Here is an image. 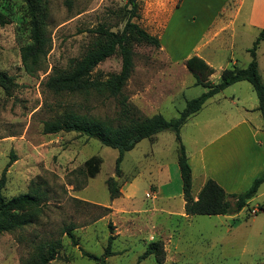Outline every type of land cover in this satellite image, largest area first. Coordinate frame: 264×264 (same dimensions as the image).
I'll list each match as a JSON object with an SVG mask.
<instances>
[{"label":"rangeland","instance_id":"rangeland-1","mask_svg":"<svg viewBox=\"0 0 264 264\" xmlns=\"http://www.w3.org/2000/svg\"><path fill=\"white\" fill-rule=\"evenodd\" d=\"M234 1L139 0L140 18L132 22L157 36L161 46L132 44L134 70L124 94L138 115L176 118L189 100L207 91L195 85L182 58L191 53L209 25L219 21V11L231 13L228 9ZM252 1L246 0L238 23L249 14ZM34 3L51 45L43 69L31 77L24 71L20 52L29 42V4L27 0L0 2V73L16 83L9 93L0 86V179L13 157L1 194L10 199L39 188L43 197L38 207L27 210L30 224L0 234V264H27L42 245L55 240L62 247L49 264H100L83 252L105 258L111 235L115 254L105 258L107 264H264V183L236 215L186 216L173 132L144 139L125 153L119 175L117 150L75 132L44 133V123L65 110L117 122L120 109L115 99L95 92L55 94L45 88V82L55 70L68 69L71 60L82 59L98 43V34L93 32L97 27L104 25L120 34L132 6L129 0ZM181 5L169 23L171 13ZM221 18L225 28L215 43L225 41L227 46L233 33L229 19ZM238 23L235 45L232 51L226 47L217 55L216 68H244L251 60L248 50L260 30ZM257 60L264 83V40L258 45ZM121 67L117 52L90 77L106 80ZM220 74L208 80L218 83ZM208 101L180 132L194 169L193 191L199 188L205 166L211 174H218L229 194H241L264 171V122L257 110V95L249 82L242 81ZM227 129L228 136L216 139ZM93 156L100 157L102 164L91 178L84 163ZM111 180L120 188V196L114 200L108 190ZM159 187L163 195L157 198ZM70 224L75 226L77 246L64 232ZM157 241L163 242L165 256L139 261L147 246Z\"/></svg>","mask_w":264,"mask_h":264},{"label":"trees","instance_id":"trees-1","mask_svg":"<svg viewBox=\"0 0 264 264\" xmlns=\"http://www.w3.org/2000/svg\"><path fill=\"white\" fill-rule=\"evenodd\" d=\"M27 2L29 4V10L26 12L29 42L20 49L21 63L24 71L29 76L34 77L43 69L46 63L51 39L46 34L42 15H40L39 9L36 8L34 0H27ZM129 2L132 7L120 34L108 30L104 25L97 27L93 32L98 34V43L82 59L71 60L68 69L55 70L45 82V88L55 94H88L95 92L115 99L120 109L116 119L117 122L93 119L86 114L65 110L55 119L44 123V133L75 132L117 150L116 172L119 175L125 153L133 150L144 139H151L161 132L171 131L175 135L178 146V167L185 201V214L188 216H233L240 213L248 205V202L257 195L260 186L264 183V171L241 194H229L215 180L208 179L201 188L197 199H195L193 196L192 167L185 146L182 143L180 132L189 119L203 108L208 99L221 93L229 86L242 81H247L252 85L259 102L257 110L260 111L264 122V83L257 60L258 45L264 40V28L260 31L253 46L248 50L251 57L249 64L244 68L231 66L223 69L218 83H212L208 80V77L213 75L215 70L204 59L192 56L186 60V68L195 78V85H200L206 88L207 91L198 98L189 100L184 110L179 112L178 117L166 119L161 114L142 117L138 115L139 111L129 103L128 97L124 94V87L134 70L132 44L133 42L145 43L155 48H159L161 44L157 36L148 33L139 24L132 22L133 18H140L139 0H129ZM117 52L120 53L122 58L120 72L109 76L106 80H92L90 76L95 68ZM0 86L9 93L12 87L16 86V83L13 77L6 73H0ZM13 162L12 157L0 179V234L13 233L17 229L30 224L32 221L27 210L38 207L43 197V193L39 188L33 189L31 193L10 199H6L1 194L6 182L7 169ZM101 164L102 159L100 157L93 156L87 159L84 166L88 176L91 178L96 177L100 172ZM108 190L111 200L120 196V188L114 180L109 182ZM74 229L75 226L70 224L64 232L71 239L73 245L77 246L78 240L73 233ZM114 239L115 237L111 235L105 249V258L115 254L112 251ZM61 247L60 240L50 241L42 245L35 258L27 264L51 263L57 259ZM83 255L100 264H107L104 257H98L86 251L83 252ZM152 255L159 260L165 256L162 241L150 243L139 261Z\"/></svg>","mask_w":264,"mask_h":264},{"label":"crops","instance_id":"crops-1","mask_svg":"<svg viewBox=\"0 0 264 264\" xmlns=\"http://www.w3.org/2000/svg\"><path fill=\"white\" fill-rule=\"evenodd\" d=\"M245 2H246V0H236L234 2H231V4H230L231 6L228 9V12H231V13H226V10L219 11V17H220L219 21L215 22V23L213 22L209 25V27L207 28V32H205V35L198 41V43L192 49L191 53L186 55L185 58L183 57L182 59L186 62V60H188L192 56H198V57L204 59L212 68H214V70H215L214 74H217L219 72L221 73L222 70L226 68V66L220 65L218 68H216L214 61L217 59V55L224 48L227 47V49H230V51H232V48L235 45V38L237 37L236 25L239 21V17L241 15V12L243 10V6H244ZM181 7H182V5L179 8H177L174 12L171 13L169 23L171 21L172 16L175 14V12L178 11ZM248 13L249 14L244 19L243 23H238V26H243V27L253 26V27H256L257 29H259L261 31L264 28V0H253L252 4H251V9L249 10ZM222 16H225L229 19V22H230L229 26H230L232 33H233V36L230 38L231 40L229 41L227 46H226L225 41H218V43H215V42H217L216 40L218 39L220 32H222V30L225 28V26L222 25V22H221ZM167 28H168V26H167ZM240 29H241V27H240ZM161 41L164 44V37L161 39ZM212 44H216V45H213V47H212L211 46ZM170 55L175 60V58L171 52H170ZM233 64H234V62H233ZM208 100L204 104L203 108H205L207 106V104L209 102ZM197 114H195V115H197ZM242 123H245V121L241 122L240 124H242ZM231 124L233 125L232 127L236 126V124H234V123H231ZM229 132H230V130L227 129L226 131H223V132L217 134L216 139H223L224 137L228 136ZM203 152H204V150H201V153H203ZM189 162L191 164L190 159H189ZM192 173H193V180H194V178H195L194 169L192 170ZM218 177H219L218 174H215V173L211 174L206 169V167L204 166L203 167L202 180H201V183L199 185V188L196 191V193H194V191H193V196L195 197V199H197L201 188L204 186L205 182L208 179L215 180L226 191L225 184H223L219 180ZM161 189L162 188L159 187V188H156V190H155V194H156L157 198L158 197L160 198L163 195V191ZM226 192L229 193L228 191H226ZM168 197H170V196H168ZM182 197H183V194H182ZM184 206H185V201L183 199V208H182L183 211H184ZM184 214H185V212H184Z\"/></svg>","mask_w":264,"mask_h":264}]
</instances>
